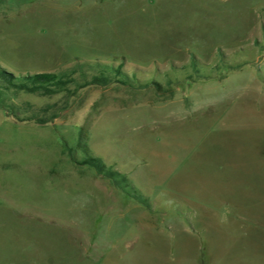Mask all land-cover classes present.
Here are the masks:
<instances>
[{
    "label": "rangeland",
    "instance_id": "obj_1",
    "mask_svg": "<svg viewBox=\"0 0 264 264\" xmlns=\"http://www.w3.org/2000/svg\"><path fill=\"white\" fill-rule=\"evenodd\" d=\"M76 60L148 86L86 87L46 125L0 108V264H264V0H0L2 66ZM85 120L149 208L62 153Z\"/></svg>",
    "mask_w": 264,
    "mask_h": 264
},
{
    "label": "trees",
    "instance_id": "obj_2",
    "mask_svg": "<svg viewBox=\"0 0 264 264\" xmlns=\"http://www.w3.org/2000/svg\"><path fill=\"white\" fill-rule=\"evenodd\" d=\"M122 86L125 88H145L136 77L124 72L120 66L99 60H76L72 65L57 71L27 72L15 74L0 64V108L15 122H33L46 125L58 118L68 107V100L79 96L86 87ZM32 94L38 97H54L53 102L34 103L21 97ZM88 120L80 125L76 142L69 145L62 142V153L74 164L87 165L95 173L107 178L115 187L136 201L150 207V199L136 187L126 173L107 165L101 157L94 155L88 145ZM81 157H77V153Z\"/></svg>",
    "mask_w": 264,
    "mask_h": 264
}]
</instances>
